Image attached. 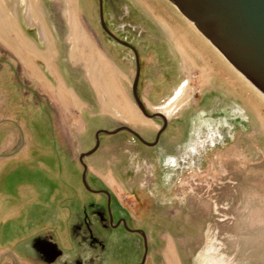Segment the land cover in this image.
Here are the masks:
<instances>
[{"label": "rangeland", "instance_id": "374dc122", "mask_svg": "<svg viewBox=\"0 0 264 264\" xmlns=\"http://www.w3.org/2000/svg\"><path fill=\"white\" fill-rule=\"evenodd\" d=\"M105 6L110 28L140 51L137 92L148 112L169 109L162 146L189 133L198 143L211 117L226 134L174 170L130 132L102 133L82 160L87 184L107 189L115 215L144 231V264H264V100L222 66L207 87L200 45L187 42L192 32L164 0ZM97 17L96 0H0V264L142 258V235L107 225L78 160L99 129L125 125L152 141L160 127L139 114L133 59L101 35ZM183 79L188 90L170 106Z\"/></svg>", "mask_w": 264, "mask_h": 264}, {"label": "water", "instance_id": "95a60500", "mask_svg": "<svg viewBox=\"0 0 264 264\" xmlns=\"http://www.w3.org/2000/svg\"><path fill=\"white\" fill-rule=\"evenodd\" d=\"M179 12L222 54V56L264 95V0H170ZM138 75L133 82V96L141 113H149L136 94ZM126 130L143 139L128 126L95 132L94 146L80 153L85 180L83 158L91 155L99 145L100 134H114ZM145 236V234L142 232Z\"/></svg>", "mask_w": 264, "mask_h": 264}, {"label": "flooded vegetation", "instance_id": "af4514ba", "mask_svg": "<svg viewBox=\"0 0 264 264\" xmlns=\"http://www.w3.org/2000/svg\"><path fill=\"white\" fill-rule=\"evenodd\" d=\"M96 1H97V13H98L97 24H98V27H99V31H100L101 35L104 36L105 38H107L109 41H111L114 46H116L119 49H121L124 52H126L133 59V62H134V76H133V80H132V84H131V93H132V96H133V90H132L133 82H134V79H135L136 75H138L137 84H136V94H137V97L142 102V104L145 107V109L148 111L147 105L145 104L143 99L138 95V92H137L138 82H139V78L141 76V55H140V51H139V49L137 48V46L135 44L131 43L129 40H127L124 37L118 36L110 28V26H109V24H108V22L106 20V17H105V9H106L105 2L107 3V0H96ZM128 26L130 27L131 30H133L136 33H138V35L142 31L140 29V27H138V25L129 24ZM169 49H171V46L169 47ZM174 59L168 60L169 61V65H170V69H171L172 66H174L173 63H178ZM133 101H134L135 106L138 108V106H137V104L135 102L134 96H133ZM139 111H140V109H139ZM155 113L157 114V116L154 117V119H157V120L160 121V127L156 130L152 141L145 140L143 137H141L139 135V133L136 132L143 139V141H141L133 133H131V132L130 133H131V135L134 138L138 139L139 142L141 141L142 143H144V144H146L148 146H152V147L158 148V150H159V148H161L157 152L158 155L161 156L162 158H164V160L166 159L165 161H163V163L164 162L168 163L169 167L174 169V170L178 169L179 165L181 163H183V164L187 163L189 158L193 160V163L195 161L196 162L200 161L201 160V153L204 150V148L207 146L208 142H211V143H213V145H216L219 142L220 139L224 138V135L226 134V131H225V127L226 126H225V124L222 123V125H221V123L219 121L216 122V120H215L216 117H211V122H209V126L206 129L207 133H205V136L202 137L203 139H199L198 140V143L196 141L197 137L194 134L191 135V133H189L185 143L181 142V143H177V144H174V145L162 146L160 137H161V134L163 133V131L167 127V119H168V117L163 112H161L160 110L154 111L151 114H155ZM140 114L143 115L141 113V111H140ZM145 118H148V117H145ZM148 119H150V118H148ZM120 126H125V125H120ZM215 128H216V130H215ZM208 130H210V131H208ZM214 130H215V133H214V135H212ZM163 147L164 148H168L169 151L164 150ZM161 150L163 152H161ZM174 151H176V152L174 153ZM80 163H81V161H80ZM165 163H164V165H165ZM81 167H82V169H84L82 163H81ZM165 167H166V165H165ZM86 172H87V170H86ZM82 181H83V179H82ZM83 185L89 192H91L92 194L98 195V196H100L102 198V200H103V208H104V211H105V216L108 218L107 221H106L107 225H108V221H109L110 224H111L110 226L112 228H114V229H119V228L121 229L123 227H126L127 231H129L130 233H137V234H141L142 235L143 242H144V252H143L141 260L138 263H136V264H144L145 261H146V258H147V251H148L147 241L145 239V236L142 234V232L144 233V231L142 229H135V228H132L130 226H127L126 221H125V217L117 216V214L115 215V213H117V211L111 208V203L113 202L111 193L107 189H105L103 187L91 188L86 182V173H85V180L83 181ZM115 220L117 221L116 224H115Z\"/></svg>", "mask_w": 264, "mask_h": 264}, {"label": "bare ground", "instance_id": "6f19581e", "mask_svg": "<svg viewBox=\"0 0 264 264\" xmlns=\"http://www.w3.org/2000/svg\"><path fill=\"white\" fill-rule=\"evenodd\" d=\"M167 2L168 7L170 6L171 9H169L172 12H176V16L182 19L185 26H182L181 29L183 31H191L192 33L189 36V40L187 42L192 43H199V48L196 51L198 55V59L196 61L197 65H203L204 67V73L206 81V86L209 87L210 84H212L215 81H218L217 79H221V66L224 68H228L231 71H233L235 74H237L239 77H241L245 83L249 86L250 89L255 91L259 97H261L264 100V95L256 88L254 87L243 75H241L223 56L222 54L198 31V29L194 26L192 22H190L187 18H185L179 10L175 7V5L170 0H164ZM184 33H182L181 36L184 37ZM200 70V69H199ZM189 82L186 79H183V83L181 82L178 87L173 91L171 95L167 97V104L170 106H173L177 101L181 99V95L184 93V90H188ZM136 107V106H135ZM159 110L163 112L167 117L169 115V109L166 105L162 106ZM140 114V112H139ZM141 115V114H140Z\"/></svg>", "mask_w": 264, "mask_h": 264}]
</instances>
